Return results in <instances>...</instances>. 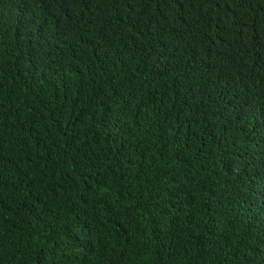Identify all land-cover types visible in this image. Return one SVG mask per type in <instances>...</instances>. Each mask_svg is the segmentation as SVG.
Returning <instances> with one entry per match:
<instances>
[{
	"label": "trees",
	"instance_id": "16d2710c",
	"mask_svg": "<svg viewBox=\"0 0 264 264\" xmlns=\"http://www.w3.org/2000/svg\"><path fill=\"white\" fill-rule=\"evenodd\" d=\"M0 264H264V0H0Z\"/></svg>",
	"mask_w": 264,
	"mask_h": 264
}]
</instances>
